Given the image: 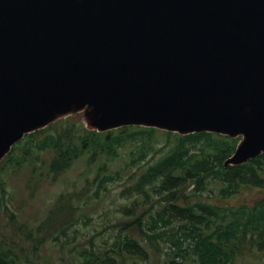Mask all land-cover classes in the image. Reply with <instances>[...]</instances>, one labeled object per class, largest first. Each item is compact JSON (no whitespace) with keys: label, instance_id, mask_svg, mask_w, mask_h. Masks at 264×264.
<instances>
[{"label":"water","instance_id":"water-1","mask_svg":"<svg viewBox=\"0 0 264 264\" xmlns=\"http://www.w3.org/2000/svg\"><path fill=\"white\" fill-rule=\"evenodd\" d=\"M153 128L264 155V0H0V163L27 135Z\"/></svg>","mask_w":264,"mask_h":264},{"label":"trees","instance_id":"trees-1","mask_svg":"<svg viewBox=\"0 0 264 264\" xmlns=\"http://www.w3.org/2000/svg\"><path fill=\"white\" fill-rule=\"evenodd\" d=\"M42 135L44 137L38 139ZM238 142L211 133L182 136L144 127L99 133L88 131L81 117H76L27 135L0 163V168L14 160L19 167L42 163L35 170H40L44 180H58L83 160L89 166L98 165V170L93 182L88 179L82 194L90 196L87 193L93 186L92 191L96 189V195L100 196L108 190L109 183L122 180V172H111L107 165L119 156L121 148L136 143L137 149L129 164L134 167L146 161L149 154L164 143L162 157L149 165L127 190L148 198L154 191L160 196L159 201L152 204L151 210L137 215L135 221H119L114 226L119 229V234L107 250H96L94 246L82 250L76 248L74 264H129L132 258L146 261L149 252L145 244L155 245L159 240L169 239L182 244L183 236L194 242L193 249L190 252H183V247L179 251L170 249L167 264H240V261L242 264H264V155L247 164L225 168V161L235 153ZM19 147L24 152L16 159ZM45 153L49 154L48 161L37 157ZM100 159L107 162L99 164ZM4 173V170L0 171L2 199L7 193ZM213 184H218L220 197L226 201L246 188L258 189L262 196L253 203L244 202L238 206L228 201L220 204L211 201L209 196L204 197L207 192H213ZM192 186L189 192L188 188ZM79 198L78 192L63 193L51 210L50 215L58 211L69 214V219L58 227L62 235H66L79 220L74 217L80 210L76 207ZM156 202L165 203L157 208ZM135 207L136 203L122 212L125 216H133ZM174 223L175 229L172 228ZM54 226H49L48 222L36 229L26 228L28 239L25 241L30 243V250L18 243L0 244V264H37L44 259L42 251L53 240L56 245L67 248L57 232L52 231ZM133 229L141 239L130 233ZM158 249L164 252L159 246ZM45 260L49 261V258Z\"/></svg>","mask_w":264,"mask_h":264},{"label":"rangeland","instance_id":"rangeland-1","mask_svg":"<svg viewBox=\"0 0 264 264\" xmlns=\"http://www.w3.org/2000/svg\"><path fill=\"white\" fill-rule=\"evenodd\" d=\"M59 129L63 130L61 126ZM43 137L44 135L38 139ZM163 147L164 143L157 146V150L152 151L146 161L134 167H130L129 164H131L134 157L133 152L137 149L136 143H130L121 148L119 156L110 162L100 159L99 164L107 162L111 172H122V180L109 183L108 190L100 196L96 195V189L92 191L93 186L87 193L90 196L82 194L83 189L88 184V179L93 182L98 170V165L89 166L83 160L78 161L60 179L53 180L49 178L47 181L44 180L45 176H41L40 170H35L39 169L42 163H32L34 165L19 167L15 163L16 160H14V163L2 166L0 171H5L3 177L7 183V193L4 195V199L0 196V200L3 201L0 204V244L18 243L30 250V243L25 241L28 239L25 233L26 228L36 229L38 225L49 222V226L56 225L52 228V231L57 232V236L65 242L67 248L56 245L55 240L51 241L49 246L42 251L44 259L38 261L37 264H74V257L77 253L76 248L82 250L85 247L92 248L94 246L96 250H107L119 234V229L114 227L119 221L126 219L133 222L136 220L137 215L146 210H151L152 204L159 201L160 196H156L154 191L152 196L148 198L127 192V190L133 187L149 165L162 157L165 153L162 150ZM23 152V148L19 147L15 153V158H20ZM37 157L48 161L49 154L45 153L37 155ZM192 189L193 186L189 187L188 191L190 192ZM212 189L213 192H207L204 197L209 196L211 201L220 204H225L228 201L230 204L238 206L244 202L253 203L262 196L258 189L246 188L242 190L240 195L226 201L220 197L218 184H213ZM74 192L80 194V198L76 201V207L80 210L76 211L74 215L79 220L67 231L66 235H62L59 233L58 227L63 221L69 219L68 212L58 211L52 213V215L50 213L63 193ZM157 202V208L165 203L160 204ZM134 203L137 204V207L134 208L135 213L133 216H125L122 210L126 207H133ZM175 225L174 223L172 228ZM20 226H22V229H20ZM130 233L140 238L135 229L131 230ZM180 242L182 244L169 239L159 240L155 245L147 243L145 245L149 252V259L145 261L144 259L132 258L129 259L128 263L167 264L169 261L167 253L170 252V249L173 248L179 251V248L183 247V252H190L193 249L194 242L192 240H186L183 236ZM158 246L164 249L163 253L158 249ZM45 258H49V261H46ZM242 263L240 261V264Z\"/></svg>","mask_w":264,"mask_h":264}]
</instances>
